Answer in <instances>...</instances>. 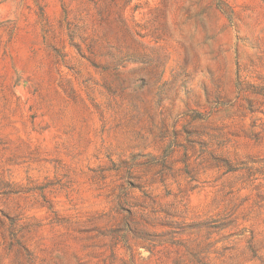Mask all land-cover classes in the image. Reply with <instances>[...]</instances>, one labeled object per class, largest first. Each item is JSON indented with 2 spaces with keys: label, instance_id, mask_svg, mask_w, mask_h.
Masks as SVG:
<instances>
[{
  "label": "rangeland",
  "instance_id": "1",
  "mask_svg": "<svg viewBox=\"0 0 264 264\" xmlns=\"http://www.w3.org/2000/svg\"><path fill=\"white\" fill-rule=\"evenodd\" d=\"M0 264H264V0H0Z\"/></svg>",
  "mask_w": 264,
  "mask_h": 264
}]
</instances>
